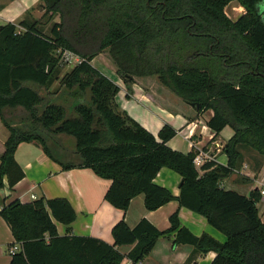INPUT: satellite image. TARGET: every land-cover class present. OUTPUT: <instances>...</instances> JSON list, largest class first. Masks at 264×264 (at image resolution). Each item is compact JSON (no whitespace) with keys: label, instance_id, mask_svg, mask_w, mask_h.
<instances>
[{"label":"trees","instance_id":"1","mask_svg":"<svg viewBox=\"0 0 264 264\" xmlns=\"http://www.w3.org/2000/svg\"><path fill=\"white\" fill-rule=\"evenodd\" d=\"M232 1L244 8L234 20L225 13ZM262 3L41 0L40 18L27 12L16 24L0 25V118L8 129L0 187L4 177L10 188L23 178L14 153L20 143L36 142L63 169L90 168L111 180L104 197L116 209L126 211L138 194L147 210L176 199L225 236L220 242L207 233L195 235L181 226L175 211L165 230L146 218L130 227L122 218L108 243L71 233L76 214L66 198L16 199L0 210L13 245L20 244L10 264H120L123 245H132L126 254L130 264H140L159 236L171 232L175 242L196 252L214 251L210 264H264L260 191L244 195L221 186L241 165L242 148L264 156ZM66 50L80 61L60 75ZM104 50L128 95L135 77L156 75L183 101L198 103L197 114L212 112L206 121L211 139L230 126L233 134L222 147L227 163L207 160L199 169L195 148L183 153L166 144L175 129L165 124L157 138L121 109L115 100L118 84L91 63ZM67 141L77 159L59 153ZM162 167L180 175L178 196L154 182ZM56 222L67 225L65 234L58 233Z\"/></svg>","mask_w":264,"mask_h":264},{"label":"crops","instance_id":"2","mask_svg":"<svg viewBox=\"0 0 264 264\" xmlns=\"http://www.w3.org/2000/svg\"><path fill=\"white\" fill-rule=\"evenodd\" d=\"M40 4L41 0H0V25L7 22L16 24L27 12L30 13L29 18H40L42 15V11L38 8ZM229 4L230 13L235 17L234 19L244 12V8L239 4L236 5L233 1ZM106 76L119 86V91L115 96L118 106L157 138L159 128L164 121L156 114L150 118L145 117L139 104L144 102L155 105L157 111L162 114L180 112L186 118L184 125L186 133L183 136L188 141L186 150L167 141L166 144L169 147L187 153L192 148L206 146L210 160L223 165L227 163V156L222 152V147L232 136L233 130L230 126H225L214 139H211L214 132L206 125L207 119L212 115L210 110L197 114L196 109L189 103H185V108L179 106L180 109L169 101H166L168 104L162 103L153 94L143 91L137 79L130 86L132 91L128 95L127 86L118 75L115 79L111 78L112 75ZM121 94L125 97L123 98ZM225 129H227L226 138L220 137ZM178 132L179 130L176 131ZM7 136L8 129L0 118V156L4 152V142ZM63 144L59 148L61 149L59 153L63 158L77 159L73 151V142L67 141ZM241 153V165L231 176L223 179L221 186L240 191L239 193L244 195H248L252 189L256 188L261 194V190L264 189V156L249 147L242 148ZM14 156L24 176L11 188L8 186L7 178L4 177L3 186L0 187V210L3 205L16 199L21 202H30L40 197L47 199L63 197L71 203L76 214L75 219L69 225L71 233L96 237L108 243H113L112 228L122 218L130 227H133L141 218H146L159 230H165L170 227V215L177 211L181 226L186 227L193 234L207 233L220 242L225 240L224 234L211 226L205 217L180 206L176 199L168 201L155 210H147L144 206V195L138 194L131 199L126 211L114 208L104 197L111 180L97 176L90 168L63 169L59 162L50 158L36 142L20 143ZM237 175L248 178V182H236ZM154 182L169 189L174 196L179 195L181 177L173 170L162 167ZM257 207L261 220L264 222V194H261ZM56 227L60 235L66 233L67 225L56 222ZM13 243L11 230L0 216V264H10L9 249L14 246ZM15 245L18 251L20 244ZM131 247L132 245L118 247L124 255L120 264H130L126 254ZM214 257V251L199 253L190 244L175 242V232H171L159 236L150 253L142 259L140 264H210Z\"/></svg>","mask_w":264,"mask_h":264},{"label":"rangeland","instance_id":"3","mask_svg":"<svg viewBox=\"0 0 264 264\" xmlns=\"http://www.w3.org/2000/svg\"><path fill=\"white\" fill-rule=\"evenodd\" d=\"M234 4L237 5L238 3L234 1ZM40 10L43 13V10L42 9H40ZM230 11H231V6L229 4L225 7V13L232 20H234L235 17L232 16ZM27 16L25 14V17H27ZM55 19L58 20V18H55ZM0 23H1V21H0ZM73 56L74 55H72V54L68 55L67 56L68 61L67 60L64 61L63 58L61 59V61L63 60L62 61L63 65H62V71H61L60 75H62L71 66L75 65L74 61H76V60L73 58ZM91 63L95 67H97L99 70H101L104 74L109 75V76L112 75L111 76L112 79H115L117 77L116 67H115L114 63L112 62L107 50H104L101 53H99L95 58L92 59ZM119 78H120V80H122L121 77H119ZM134 80H136L138 82V84L142 87L143 91H145V92L147 91L148 93L153 94L154 97L157 98L160 102L168 104V102H166V101H169L170 103H174L173 105H177L178 108H179V106H181L182 108H185L186 102L183 101L179 96H177L169 87L164 86L158 80L156 75L144 76V77H135ZM122 82H123V80H122ZM132 85H133V83L130 84V86H132ZM56 86H57V83H54L51 88H54ZM121 95L123 98L125 97L123 94H121ZM132 98L134 100H136L135 97H132ZM135 105H137V104H135ZM139 105H140L139 106L140 110L143 112L145 117L150 118V117H152L153 114H156V116H159L164 121V123L161 124V127L159 128V130L163 127L164 124L171 126L176 131L179 130V132L176 133L168 141H171L176 147L182 148L183 150H186V148L188 146V141L183 137L184 134L186 133V131H185L186 126H184L186 123V118L180 112H175V113H170V114L168 112H164L162 114V113L157 111V107L155 105H150V104H147L144 102H143V104H139ZM205 116H207V114ZM200 123H203V121H200ZM199 125H201V124H199ZM226 132H227V129L223 130L222 133L220 134V137L226 138ZM236 179H237L236 182H241V183L248 182V178H244V176H242V175H240V176L237 175ZM238 190H240V189H238ZM263 219H264V217H263Z\"/></svg>","mask_w":264,"mask_h":264},{"label":"built area","instance_id":"4","mask_svg":"<svg viewBox=\"0 0 264 264\" xmlns=\"http://www.w3.org/2000/svg\"><path fill=\"white\" fill-rule=\"evenodd\" d=\"M70 54L74 55L73 58L76 60V61H74L75 64L78 63V62L80 61V58H79L76 54L72 53L71 51H67V50L64 51L63 54H62V58H63V60H64V61H66V60L68 61L67 56L70 55ZM216 145H217V144H216ZM195 150H196L197 152H196V154H195V157H194L193 162H194L195 166L198 167V168L200 169L201 165H202L205 161L210 160L211 157H210V155H209V151H208L207 149H204V148H201V147H196ZM261 194H264V189L261 190ZM17 249H18L17 246L14 245L13 247H11V248L9 249V252H10V253H13V252L17 251Z\"/></svg>","mask_w":264,"mask_h":264},{"label":"water","instance_id":"5","mask_svg":"<svg viewBox=\"0 0 264 264\" xmlns=\"http://www.w3.org/2000/svg\"><path fill=\"white\" fill-rule=\"evenodd\" d=\"M263 3H264V0H263ZM261 4V11L262 12H264V4ZM129 78H131L130 76H129ZM190 105L194 108V109H197L198 108V103H196V102H192V103H190Z\"/></svg>","mask_w":264,"mask_h":264}]
</instances>
